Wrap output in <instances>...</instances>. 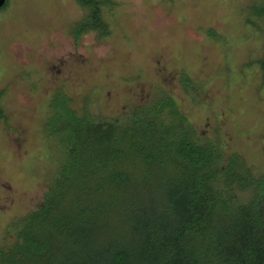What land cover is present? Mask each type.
<instances>
[{
    "label": "rangeland",
    "instance_id": "obj_1",
    "mask_svg": "<svg viewBox=\"0 0 264 264\" xmlns=\"http://www.w3.org/2000/svg\"><path fill=\"white\" fill-rule=\"evenodd\" d=\"M103 1L106 34L77 35L87 10L76 0L0 8L2 249L16 240V220L55 186L75 140L64 121L61 134L48 129L54 98L76 116L118 125L168 99L159 121L218 146L223 164L233 157L251 178L264 177V15L252 16L262 0ZM151 163L152 177L160 174ZM253 193L235 185L224 203L244 204Z\"/></svg>",
    "mask_w": 264,
    "mask_h": 264
},
{
    "label": "trees",
    "instance_id": "obj_2",
    "mask_svg": "<svg viewBox=\"0 0 264 264\" xmlns=\"http://www.w3.org/2000/svg\"><path fill=\"white\" fill-rule=\"evenodd\" d=\"M76 1L87 10L77 35L106 34L104 1ZM253 8L264 15V0ZM52 105L48 129L59 134L64 121L76 137L44 202L12 226L16 240L0 248V264H264V177L251 178L233 157L223 164L218 146L159 121L168 99L126 125L76 116L65 99ZM235 185L254 193L228 207L223 192Z\"/></svg>",
    "mask_w": 264,
    "mask_h": 264
},
{
    "label": "water",
    "instance_id": "obj_3",
    "mask_svg": "<svg viewBox=\"0 0 264 264\" xmlns=\"http://www.w3.org/2000/svg\"><path fill=\"white\" fill-rule=\"evenodd\" d=\"M6 0H0V8L5 4Z\"/></svg>",
    "mask_w": 264,
    "mask_h": 264
}]
</instances>
